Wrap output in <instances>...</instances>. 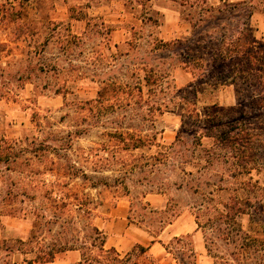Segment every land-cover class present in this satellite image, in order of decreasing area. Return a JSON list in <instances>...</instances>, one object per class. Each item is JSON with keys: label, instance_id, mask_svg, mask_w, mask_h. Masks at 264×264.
Listing matches in <instances>:
<instances>
[{"label": "rangeland", "instance_id": "1", "mask_svg": "<svg viewBox=\"0 0 264 264\" xmlns=\"http://www.w3.org/2000/svg\"><path fill=\"white\" fill-rule=\"evenodd\" d=\"M223 1L0 0V14L11 8L21 14L17 20H0V42L8 45L3 60L10 62L8 81L15 90L11 98L0 99V133L22 140L24 156L33 159L6 171L0 181V241L15 242L39 229L40 241L72 245L75 249L61 252L56 261L74 264L80 246L94 238L99 243L92 230L98 226L109 239L107 248L115 241L125 255L128 248L154 238L170 202L180 214L161 231L153 251L135 252L133 260L182 264L166 245L189 230L194 232L184 242H192L197 254L191 264H215L203 232L197 230L192 194L174 184L184 165L165 164L159 158L182 130L184 105L158 108L163 98L173 99L177 87L194 79L186 71L181 49L165 43L191 37V16L198 18L201 7ZM247 2L260 7L264 0ZM250 25L264 38L263 12H256ZM20 26L25 29L21 37ZM152 70L164 74L159 94L146 80V74L154 79ZM215 102L223 107L236 104L234 87L207 91L198 105L206 114ZM138 135L154 145L128 148L126 141L132 143ZM252 175L263 178L256 171ZM10 193L17 197L13 202L6 200ZM229 195L219 191L214 202L221 207ZM51 199L60 205L51 204ZM6 205L16 206L15 214H7ZM122 210L136 231L108 238L106 226ZM35 213L45 215L41 224L34 225ZM243 222L245 228L253 226L249 216ZM5 254L0 252V257ZM11 258L22 263L23 255Z\"/></svg>", "mask_w": 264, "mask_h": 264}, {"label": "trees", "instance_id": "2", "mask_svg": "<svg viewBox=\"0 0 264 264\" xmlns=\"http://www.w3.org/2000/svg\"><path fill=\"white\" fill-rule=\"evenodd\" d=\"M200 10L198 18H193L195 15L190 18L191 37L165 43L172 50L181 49L186 71L194 79L188 86L177 87L175 91L170 86L174 91L173 99L165 101L163 98L159 103L160 110L170 105H184L182 130L175 141L159 152L162 156L159 158L165 164L184 165L174 184L179 189L187 188L192 194L190 206L197 230L203 232L205 248L214 263L264 264V38L258 37L250 25L256 12L264 13V3L259 7L247 0H224L217 6H204ZM19 17L20 11L13 8L0 14L3 21ZM18 31L21 37L25 29L20 26ZM7 50L8 45L0 42V99L15 94L8 81L10 62L3 60ZM148 76L146 74L150 90L159 94L164 74L154 72L153 80ZM20 80L22 76H17V81ZM221 86L234 87L237 103L223 107L215 102L209 112L203 114L198 105L200 98ZM140 93L142 97V88ZM126 145L138 148L154 143L138 135L132 143L126 141ZM26 149L22 140L0 133V181H4L6 171L32 163L31 157L24 156ZM32 150L37 157V150L34 147ZM254 171L261 173L263 178H254ZM222 190L230 195L218 207L214 195ZM14 199L17 197L10 193L6 200L13 202ZM51 202L60 205L56 199ZM9 205L4 206L7 214H15L17 207ZM176 206L168 202L162 211L160 226L153 231L152 242L161 241L158 239L161 231L180 214V210L174 209ZM44 216L35 213L34 225L41 224L39 221ZM244 216H249L253 223L251 228H245ZM38 230L33 228L27 238L15 242L1 240L0 252L6 254L0 257V264H57L58 254L75 249L68 244L40 241ZM92 230L98 234L99 243L96 244L94 238L90 244L85 242L77 247L81 249V259L74 264H141L133 260V254L149 252L150 246L137 243L122 255L116 247L105 246L103 230L98 226H93ZM191 234L175 236L166 245L167 251L175 254L182 264H191V259L197 261L193 243L184 242ZM96 248L98 252L94 253ZM14 253L23 255L22 263L12 260Z\"/></svg>", "mask_w": 264, "mask_h": 264}, {"label": "crops", "instance_id": "3", "mask_svg": "<svg viewBox=\"0 0 264 264\" xmlns=\"http://www.w3.org/2000/svg\"><path fill=\"white\" fill-rule=\"evenodd\" d=\"M116 225H119L120 226V229H118L117 230V228H116ZM172 225V224H171ZM119 231H120V233H125V235H127V233H133V232H135L136 231V229L135 228H132V226L129 224V222H128V218H127V211L125 210V211H123L122 210V212H118L117 214H115L114 215V218L112 219V221H109V223L107 224V226H106V234L108 235V236H110V237H108V238H115V236H113V234L114 233H119ZM192 232H194V231H184V232H182V233H186V234H188V233H192ZM193 234V233H192ZM122 237V236H121ZM120 239V238H119ZM154 239V238H153ZM152 239V240H153ZM159 240H161L160 238H158ZM107 240H109V239H107ZM106 240V244H105V246L106 247H108L107 246V243L109 242V241H107ZM152 240H149V242L146 244V242H139V243H141V244H143V245H145V246H150V249H149V251L150 250H154V248L156 247V244L158 243V242H161V241H155V242H152ZM112 244H110V246L109 247H112V246H114V247H116L117 249H119L118 248V246H117V244H116V242L115 241H112L111 242ZM131 247V246H130ZM129 249V248H128ZM127 249V250H128ZM127 250H125L126 252H128ZM81 259V255L79 254V256L76 258V261L75 262H77V261H79ZM74 262V263H75ZM202 264H212L211 262H210V260H206V261H204V262H202Z\"/></svg>", "mask_w": 264, "mask_h": 264}]
</instances>
